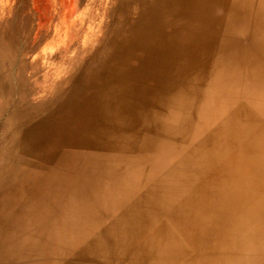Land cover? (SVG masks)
I'll return each instance as SVG.
<instances>
[{
  "label": "bare ground",
  "instance_id": "1",
  "mask_svg": "<svg viewBox=\"0 0 264 264\" xmlns=\"http://www.w3.org/2000/svg\"><path fill=\"white\" fill-rule=\"evenodd\" d=\"M233 1H225L226 11L223 9L216 11L217 13L213 8L217 9L221 0L216 3L214 0L182 2L189 8L185 17H190L191 11L195 10L191 17L198 24L203 25L212 11L214 19L218 18L212 31L216 62L212 61L209 77L210 79L216 73L214 96L219 106L212 126L218 147L221 148L223 143V147L228 148V154H235L234 147L225 145V140L231 136L233 128L237 127L235 135L239 142L252 143L256 153H264L262 60L255 66L254 81L263 90V95L251 108V113L256 115L254 120L257 118L255 122L258 123L253 122L251 126L248 123V129L246 120L239 117L242 111L239 113V110H235L236 113L231 114V106L226 104V100L232 104L238 97L231 89L232 85L242 90V87L246 88L250 84L248 79H242L247 68L236 70L234 67L242 65L247 54L254 51V44L258 53L264 50V0H259L258 25L254 26L249 36L239 32L237 22L241 20L236 19L241 17L244 21L248 16L247 11L238 4L239 0ZM155 2L156 0H144L143 6L150 11L147 15L139 13L136 17L138 20L142 17L150 18L146 28L135 29L136 26L128 25L130 20L123 17L124 19L113 24L109 32L98 33L96 45L91 46L93 54L86 59L88 62L84 77L88 79L87 90L76 103L75 88L79 84H75V71L82 62L81 56L77 58L73 54L47 80L39 74L42 70L41 63L33 55L23 64L17 62L20 64L17 74V68L13 70L16 63H12L11 59L13 53H16L13 43L9 41L0 45V66L4 63L11 69L5 72L0 67V117L4 118L0 124L5 130V135L0 136V264H110L112 259L115 262L125 260L122 256L126 253L132 258H144L145 264H162L166 258L170 259V264L173 263L169 255L172 250L169 249L168 240L164 242L163 236L148 235L146 228L134 230L140 229L141 221L146 226L158 223L142 216L139 210L141 208L135 205L139 197L136 191L139 188L146 194L153 193L152 187L157 183L154 180H142V175L157 163L159 153L162 154L165 149L169 152L176 148L181 150L190 144L191 137L181 138L177 132L170 130L168 119L172 121L171 125H184V121L188 122L191 105L199 103L198 93L207 86H203L206 70H192V75L201 77L200 80H195L193 93L190 92L187 77L189 72L184 74L180 82H171L174 69L184 66L187 68L190 63L196 65L198 60L185 58L181 65L175 58L174 51L180 56L186 49V55L188 54L187 47L183 46V43L189 41L185 34L171 31L158 34L152 28L158 27V7ZM160 6L163 8L164 4L161 3ZM232 14H235L238 21L234 20L236 23L228 26L227 20ZM125 25L126 32L135 30L132 36L124 35L118 40L116 37L125 32ZM202 25L196 31L197 36H194L196 50L203 41L205 29ZM256 26L258 35L255 33ZM187 33L190 34L189 30ZM117 43L120 44L121 52L114 57L113 51L117 48ZM64 68L65 72L62 71ZM59 70L61 71L58 72ZM57 73H63L61 80ZM240 74H243L242 77ZM80 89L82 86L78 88ZM25 97L28 100L22 103L26 101ZM166 108L168 111L163 112ZM167 129L168 133L163 135V130ZM220 135L222 139L218 138ZM219 154L220 152H214L213 164L217 165L219 162ZM240 155V161L233 162L228 167L229 173L236 176L232 183L236 190L243 188L244 179L248 175L244 172V164L248 166V159L245 154ZM263 161L254 158L252 169L256 172L259 169L260 172L263 171L264 166L260 167ZM219 168V164L217 168L213 166V173L216 174ZM182 178L184 182L191 179L186 174ZM167 189L166 186L163 187L164 194L170 192ZM251 193L252 190L247 187L245 196L238 193L240 196L237 199L242 201L247 195L251 196ZM259 204L260 201L257 202ZM258 210L259 207L255 206V211ZM118 211L123 212V215L114 213ZM208 220L198 215L193 222L202 223L204 230L211 221ZM238 225V238L232 233L222 238V233L231 229L219 233V237L224 240L235 238V249H232L236 250L238 247L242 250L236 255L235 261L222 263L223 257L213 259L205 257L201 252L196 253V260L203 261L202 264H242L245 262V255L242 254L253 253L261 257L264 264V229L258 227L259 222L251 220L250 216ZM105 233L107 236L110 234L109 241L104 238ZM208 233L207 230L206 234ZM171 236L169 232L166 237L172 238ZM80 256L86 259H77ZM125 261L130 262L131 259Z\"/></svg>",
  "mask_w": 264,
  "mask_h": 264
},
{
  "label": "rangeland",
  "instance_id": "2",
  "mask_svg": "<svg viewBox=\"0 0 264 264\" xmlns=\"http://www.w3.org/2000/svg\"><path fill=\"white\" fill-rule=\"evenodd\" d=\"M182 1L184 2L185 0ZM182 1L156 0L154 4L156 5L157 3L158 7L156 10L158 14L156 17L158 20V27L152 26V28H155V32L158 31V34L169 31L177 34H185L186 39L189 38V41L183 43V46L187 47L188 54L186 55V49L183 51L184 54L182 52V55L180 56L176 53L177 51H174L173 54L176 55L175 58H177L181 65H183L185 58H195L198 60L196 65H191L190 63L187 68L184 66V68L181 67L179 69H174L171 82L173 84L174 82H180L186 75L185 73L189 72L190 75L187 77L189 79V87L191 88L190 92L193 93L195 90V80L201 79L200 75H192V70L195 68L200 72L206 70L203 86H207L198 93L200 95L199 103L194 102L195 104L191 105V108L189 109L191 112L188 114L189 120L187 123L184 121V125L183 123H175L171 125L172 121L168 119L171 131L174 130L177 132L181 138L191 137V141L189 145H186V148H182L181 150L179 148H176V150L172 152L166 151V149L163 150L162 154H158V157L160 158H158L157 163H154L152 167L148 169L147 173L142 175V180H147V182H153L154 180L157 184L152 187V189H154L153 193L146 194L143 189L138 188L136 194H138L139 197L137 198V201H135L137 202L135 205H138L139 208H141L139 210L142 216L144 215L143 217L149 220H156L158 223L146 226V224L141 221L140 229L135 228L134 230L139 231L146 228V233L148 235L154 237L163 236L164 242L168 240L170 242L169 249L172 250L169 254L171 256L170 258L173 260V263L171 264H202L203 261L196 260V258H198L196 253L198 252L204 253L205 257H213V259L223 257L224 259L221 262L228 263L235 261L237 259L236 255H239L242 251L240 248L238 249V247L236 250H233L235 249L233 246L235 245L234 240L235 238H238V231L236 228L239 226L238 224L240 222L245 218L249 219L250 216L251 220L254 219L259 222L258 227L262 230L264 229V170L260 172L259 169L256 172L252 169L254 158L264 160V153H256L254 151L255 149L252 148V143L246 144V142H239L238 136L235 135L237 127L233 128L231 133L233 138L230 136L225 140L227 142L225 145H232V147H234L233 149H235L236 155L234 153L228 154V148L223 147V143L221 148H219L217 141H215L217 138H215V134L213 133L212 124L217 118V108L219 106V102L214 96V89L217 84L215 80L216 73L215 76L213 73L212 77L209 79L212 61L215 60L216 62L212 31L216 26L215 24L217 23L218 18L214 19L213 11H215V13H217L216 11L223 9L226 11L227 2L225 1L228 0H221V4H216L217 9L216 7L213 8L212 14H209V17L207 20L205 19L203 25L201 23L198 24V21L191 17L195 11L194 9V11H191L190 17H185V15L189 13V8L183 5ZM216 1L217 0H214L215 3ZM143 2L144 0H0V45L8 43L9 41L13 43L16 53H13L11 59L12 63H16L13 70L17 68V74L20 64L27 62L31 58L30 55H33L38 58L41 63L42 70L39 71V74H41L43 79L45 78L47 80H49L52 75L56 74V70H58L64 62H67L73 54H75L77 58L81 56L82 62L78 65L75 71V84H79L78 87L75 88L76 103L83 98V92H86L87 90L88 79H86L87 77H84L86 72L85 66L88 62L86 59H89L90 55L93 54L94 49L92 50L91 46L96 45V36L100 32H109L113 24L124 19L123 17L130 20V24L128 25L136 26L135 29L146 28V24L149 25L150 23V18L144 19L142 17L140 20L136 18L139 13L147 15L148 11H150L143 6ZM233 2H238V0H234ZM161 3L164 4L163 8L160 6ZM222 3L225 6H223L224 8L222 7ZM258 3L259 0H239L238 4L244 11H247L248 16L243 21L244 18H236L234 16L235 14H232L227 20V25L233 26L235 22L234 20H241L240 22H237L240 26L239 32L247 36L252 34L254 26L258 25L257 19L260 17L257 10ZM133 21H136V24ZM201 25L205 31L202 36V44L200 48L196 50L193 43L198 34H196V31ZM135 29L126 32L125 25V32H121L116 38L120 40L124 35L132 36ZM257 29L256 26L255 33L258 35L259 32H257ZM187 30H189L191 35L187 33ZM254 47L255 53L254 51H252L251 54L248 53L247 57L242 61V65L237 64L234 67V69L247 68V71L244 73L245 76L242 79L244 81H246L245 79H248L250 84H247L246 88L242 87V90L236 89V86L232 85L231 89L235 91V94H237L238 97L235 102L232 101V104L226 100V104L231 106L229 108L232 109L231 114H235V110H239V113L242 111L239 117L246 120V125L250 123V126L257 120V118L254 120L256 115L251 113V108L255 105L254 103L257 99H260V96L263 95V90L258 88L257 81H254V78L256 64L260 60L264 62V50H261V53H258L256 50V44H254ZM113 52L115 54L114 57L120 55V44H118ZM17 62L20 64H17ZM0 67L5 72L11 71L7 64L5 65L4 63H1ZM249 69H251V71ZM65 70L66 69L64 68L62 71L65 72ZM60 71L61 70L58 72ZM13 73H15V71H13ZM8 75L11 77V74ZM57 75L60 80L63 78V73H57ZM242 75L243 74H240L239 76L242 77ZM29 81L30 80H28V82ZM45 83L46 82H44V84ZM80 86H82V89L78 90ZM240 98L242 100H240ZM25 99L26 101L24 100L22 103L27 102L28 98L25 97ZM239 100L241 102H238ZM163 109L161 111H163ZM8 110H11V106ZM167 111L166 108L163 112ZM221 116H223V114H221ZM3 119V116L0 117L1 122ZM247 128L249 129L248 125ZM0 129V136L3 137L5 135V130L2 128L1 124ZM163 132V135H166L168 129L163 130ZM87 135H89V133H87ZM218 138L222 139V135L218 136ZM250 148H252V150H248ZM214 152H220L217 165L213 164ZM240 154H245L248 159V166L246 167L244 164V172L248 175L244 179L243 188L236 190L233 189L232 184L235 182L236 176H234L235 174L229 173L228 167L232 166L233 162L240 161ZM190 158H192V160ZM218 164L220 165V168L218 169V172L214 174L213 166L217 168ZM180 165L182 168H180ZM260 165V167H262V165L264 166V161ZM179 171H181V173ZM183 173L184 175L186 174L188 179L191 177L188 182L183 181ZM192 174L194 175L192 176ZM164 186L168 188V191L170 190L169 193L165 192L164 194V191L162 190ZM247 187L252 190L251 196L247 195L245 199L239 201L237 197L238 195L240 196V194L238 193H242L244 197ZM201 188L203 191H201ZM255 189H259L260 191L256 192ZM258 201H260L259 205H257ZM151 206H153V209ZM255 206L257 208L259 207L258 211H255ZM198 207L199 210H197ZM114 213L123 215V212L120 211ZM195 215L205 217L206 220L209 219L208 221L211 220L208 225H206L208 229L206 228L204 231L202 223L194 224L193 221L196 217ZM149 220L144 221L148 222ZM170 229H172L173 233ZM225 229H231V231L228 232L225 231ZM207 230L209 231L208 234H206ZM222 231L225 232L222 233ZM169 232L172 234V238L166 237ZM220 232L222 233V238H225L226 234L231 233L234 234L235 238L226 237L228 241L224 240L219 237ZM103 235L107 241L110 240V234H108V236L107 233ZM251 254L253 253L242 254L245 255V262L242 264H250L251 259L255 260H252L251 264H263L261 257ZM122 257L125 260L131 259V261L126 262L122 259L119 262H115L116 260L112 259L110 260V264H124L123 262H125V264H145L144 258H136L135 256V258H132L127 253ZM77 259L85 260L86 258L80 256ZM168 260L170 261V259L166 258L162 264H170ZM146 262H148L147 259Z\"/></svg>",
  "mask_w": 264,
  "mask_h": 264
}]
</instances>
